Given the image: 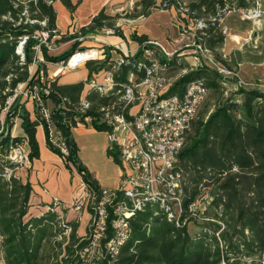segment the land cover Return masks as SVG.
I'll return each mask as SVG.
<instances>
[{"label":"trees","instance_id":"16d2710c","mask_svg":"<svg viewBox=\"0 0 264 264\" xmlns=\"http://www.w3.org/2000/svg\"><path fill=\"white\" fill-rule=\"evenodd\" d=\"M54 1L57 0H0V114L18 84L38 82L40 69L47 73L42 62L32 76L28 72L41 32H47L49 39L56 37L54 42L77 41L87 32L101 29H111L124 37L116 25L120 16L146 17L155 9H174L179 32L193 23L194 41L225 67L237 70L238 58L223 52L226 34L222 18L229 11L255 7V0H138L130 9L122 10L123 15L109 14L101 8L87 25L61 34L56 28ZM58 1L70 12L80 2ZM182 4L186 10L179 8ZM198 21L202 26H196ZM130 36L138 44L134 53H125L113 45L104 47L103 59L86 61L85 80L59 83L58 76L50 79L48 93L42 95L43 103L50 104L49 120L41 115L37 103L32 104L31 113L20 96L5 112V129L0 134V264H264V89L246 86L224 97L220 76L214 69L193 67L176 54L169 58L155 55L165 68L164 74L168 68L178 70L164 95L181 94L195 79H202L208 94L213 95L206 113L200 109L207 97L202 103L177 156L183 207L178 224L167 219L158 202H148L129 217V234L115 256L84 260L80 251L87 238L76 234V218H65L69 207L57 211L62 202L53 200L43 204L48 209L39 213L40 204L30 202L31 183L15 175L14 170L21 165L9 159L8 152L20 143L30 161L38 158V126L43 129L47 148L62 159L66 168L77 170L86 190L99 195L101 186L79 159L72 128L85 124L84 118L90 117L92 128L106 131L102 107L128 114L132 104H126L122 96L130 83L129 76L132 74L133 82L139 83L150 65L143 56L147 35L134 31ZM24 37L20 54L16 49ZM77 44L74 42L56 56L49 55L40 44L44 62L67 59ZM101 70L110 73L112 86L106 91L86 87L92 74ZM83 100L89 103L86 109ZM15 117L20 119L21 135H11ZM51 127L61 133L66 155L50 140ZM107 155L119 162L115 149L107 148ZM205 188L212 190L208 205L202 211L190 208ZM191 223L198 230L190 232Z\"/></svg>","mask_w":264,"mask_h":264},{"label":"built area","instance_id":"2783aa9c","mask_svg":"<svg viewBox=\"0 0 264 264\" xmlns=\"http://www.w3.org/2000/svg\"><path fill=\"white\" fill-rule=\"evenodd\" d=\"M179 8L186 10L184 4ZM241 14L243 19L259 17L261 15L259 0H255V7L241 10ZM202 24V21H198L196 26L200 27ZM194 28L195 26L190 22L181 32L190 35L192 39L177 50H170L161 41L155 39L144 42L146 46L143 47V56L150 60V65L146 77L139 83L133 82L132 74L129 76L130 83L125 87L122 96L126 104H132L127 115L114 113L102 107L108 124V129L104 131L108 148L117 152L121 175L117 187H101L99 195L91 194L84 188L71 203L73 210L86 209L90 213L87 232L84 235L87 243L80 251V256L84 260L100 259L106 254L115 256L129 234V217L142 210L148 202H158L165 209L168 220L176 224L180 220L183 210L182 173L176 165L177 156L185 144L193 120L207 97L208 88L202 79H195L186 85L181 94L164 95L169 80L165 77V68L159 64L155 55L160 54L169 58L173 54L178 55L181 50L191 49L196 58V63L192 66H208L214 69L220 76L224 97L236 93L241 87L256 86L241 80L236 74L237 70L225 67L201 44L196 43ZM223 32L227 35L226 26L223 27ZM39 40L40 43L35 46L36 55L29 64L35 66L30 76L35 73L38 64L44 62L40 44L47 51L54 49L55 46L53 39H49L45 31L40 33ZM24 41L25 37L20 40L16 49L20 54ZM104 55L103 49L98 50L93 46L75 48L67 59L57 62L56 68L50 74L45 75L43 69H40L36 75L38 82L32 85H28L26 81L18 84L13 89V93L7 97L2 114H5L14 98L20 96L23 101L30 100L32 104L37 103L41 115L49 120L50 106L43 103L42 95L48 93L50 79L61 72L80 68L87 60L103 59ZM230 79L232 82L227 87L226 84ZM111 86L109 72H106L101 82L93 79L87 83V87H97L102 91H106ZM139 86H143L142 91L138 89ZM82 106L86 109L89 103L83 100ZM3 119L0 117V134L5 129ZM84 122L90 125V117H85ZM49 137L61 154L66 155L67 149L61 133L51 127ZM8 158L22 166L26 161L24 145L20 143L13 145L8 152ZM211 198L209 193H202L190 208L202 211Z\"/></svg>","mask_w":264,"mask_h":264},{"label":"crops","instance_id":"0c3cea01","mask_svg":"<svg viewBox=\"0 0 264 264\" xmlns=\"http://www.w3.org/2000/svg\"><path fill=\"white\" fill-rule=\"evenodd\" d=\"M76 2L77 0H72ZM138 0H80L73 12H70L60 1H54L53 7L56 11V28L61 34L71 33L78 30L80 27L87 25L90 19L95 15L101 8L109 14L119 13L123 15L122 10L130 9L133 4ZM241 10H232L227 12L223 17L224 26L233 32L232 36L226 35L223 52L225 55H235L238 58V67L244 62L255 61L260 62L262 57L259 52H256L255 56L252 57L249 54L248 47L257 49L259 46L256 44V33L253 34V40H248V35L251 30H245L242 22H238L236 13ZM176 12L174 9H155L146 17H137L133 19H125L126 21H135V24L129 28L128 33L131 34L135 31L137 34H146L149 39H155L161 41L170 50H177L182 47L186 42H189L192 38L188 34L179 32L178 27L175 24ZM241 19H243L241 17ZM119 20V19H117ZM116 25L120 26L123 30L124 37L116 35L111 29H101L97 31L87 32L82 38V41H76L74 39L66 40L63 42H69L67 48L61 47L62 42L58 43L54 49L48 51L49 55L56 56L68 48L72 47L74 42H78L76 48H80L83 45L84 38L91 37V41L88 40L90 46L97 48L98 50H104V47L113 45L120 48L125 53H134L138 44L135 41H130L126 34V27L121 22L116 21ZM126 39V40H125ZM243 39V41H240ZM93 44V45H91ZM131 45V46H129ZM256 51V50H254ZM258 53V54H257ZM191 49H184L179 51L178 58L188 62L189 64H195L196 58L193 55ZM58 62V61H57ZM57 62L48 61L46 64V71L50 74L57 66ZM78 69L84 70L83 77L79 79H65V75L71 71L61 72L57 74L59 83H71L79 80H85L87 78V69L85 65ZM73 70V71H77ZM106 70H101L97 73H93L90 79L95 78L96 81L101 82ZM98 76V77H97ZM101 77V79L99 78ZM87 87V83L85 84ZM30 111V109H28ZM41 127L38 126L37 129ZM20 128V119L15 117L13 119V126L10 129L11 135H21L17 133ZM21 129V128H20ZM42 129V127H41ZM37 133V131H36ZM43 133V129H42ZM72 136L78 146V156L81 162L87 167L91 174L96 178L101 187L115 188L120 183L121 165L120 162L115 163L111 156L107 155L108 140L104 131H97L90 125H77L72 128ZM43 144L39 140V158H34L31 162H25L22 166L18 167L15 171V175L22 181H29L31 183L33 192L30 197L32 204L39 203V213L47 210L48 206L43 205L52 202L53 200H60L62 204L56 207L57 211L61 208H67L64 214L67 220L74 219L79 215L78 220L83 214L87 215L86 222L90 219V213L86 209L80 211L73 210L71 203L73 199L83 192L84 187L81 181V177L77 170L66 168L62 159L54 152L49 150L45 144L44 133L42 136ZM102 156L111 165V175L104 174L93 165L94 156ZM38 161V162H37ZM63 215V214H62ZM78 221V227H79ZM78 227L76 233H78Z\"/></svg>","mask_w":264,"mask_h":264},{"label":"rangeland","instance_id":"374dc122","mask_svg":"<svg viewBox=\"0 0 264 264\" xmlns=\"http://www.w3.org/2000/svg\"><path fill=\"white\" fill-rule=\"evenodd\" d=\"M259 9L261 10V15L259 17H257V18L241 19V15H242L241 12L236 13V15H235L237 17L238 22H242V24H243L242 28H244L247 31L251 30L249 32V34H247L249 41L253 40V34H254V32L256 33V39H257V41H256L257 43L256 44H258L259 47L257 49H252L251 47H248L247 49L250 51L249 52L250 56L254 57L256 52H259L260 56L262 57V60L260 62H255V61H253V62H251V61L244 62L240 67H237V73L236 74L244 82L256 84V86H259V88L264 89V0H259ZM119 12L122 13L123 11H119ZM118 19L119 20H117V21L121 22L122 25L125 26V27H126V24H131V25H129L128 29L126 28V34L128 35V39L130 41H133L131 39L130 34L128 33V30H129L130 27H132V25L135 24V21L128 22V21L125 20V19H133V18H129V17H127V15H123V16H120ZM226 28H227V35H229V36L231 35L232 36L233 32L230 31V29L227 27V25H226ZM122 32H123V30H122ZM54 38H56V37H52L53 40H54ZM82 39H79L78 41H82ZM84 39H86V40L83 41L82 47L90 46V43H92V42H88V40L91 41L92 40L91 37H86ZM240 41H243V39H240ZM54 43H55V46H54V48H55L56 46H58L59 42L55 41ZM62 43L63 44L61 45V47H63V48L64 47L67 48V46H69V42L66 43V42L62 41ZM91 45H93V44H91ZM129 46H131V45H129ZM254 50H256V51H254ZM51 62H53V61H51ZM42 63L46 67V64L48 63V61H45V62H42ZM195 63H196V61H195ZM34 70H35V66L30 65L28 67L29 74L33 73ZM177 72H178V70H177L176 67L168 68L166 70L165 77L168 80H171V78L174 75H176ZM83 75H84V70L78 69L77 71H71V72L67 73L65 75V79H79L78 77H83ZM99 78L101 79L100 76H99ZM93 79L94 80L96 79L95 76H94V78H92V80ZM231 82H232L231 79L228 80V82L226 84L227 87L230 86ZM138 89L142 91L143 90V86H139ZM212 102H213V95H212L211 92H209L204 104L202 105V107L200 109V112L206 113V111L210 108ZM24 103H25V107L27 109H30V112L33 113L32 112V102L30 100H26V101H24ZM49 106H50V104H49ZM0 117L4 118V115L2 114V112L0 114ZM17 133H21V129L20 128H18ZM42 136H43L42 129H41V127H39L37 129L36 137H37L38 142L40 140L42 145L44 146L43 140H42ZM104 157H106V156L104 155ZM104 157H103V155L102 156H99V155L94 156L93 159H92L93 165H95L100 172H102L104 174H107V175H111V173H112V168L110 167L111 165H108V162L106 161V159ZM25 162L26 163L27 162L28 163L31 162L28 159L27 151H26V161ZM14 171H16V170H14ZM203 193H209L211 195L212 194V190H210L209 188H205L203 190ZM78 218H79V215H77L76 219L78 220ZM86 220H87V215L86 214H83L81 216L80 221L78 220L79 221V227H78V233H76L78 236H84L86 234L87 227H88V224H89V221L86 222ZM189 230H190V232L196 231V230H198V226H194L191 223V224H189Z\"/></svg>","mask_w":264,"mask_h":264},{"label":"water","instance_id":"95a60500","mask_svg":"<svg viewBox=\"0 0 264 264\" xmlns=\"http://www.w3.org/2000/svg\"><path fill=\"white\" fill-rule=\"evenodd\" d=\"M80 49H83V47H80Z\"/></svg>","mask_w":264,"mask_h":264}]
</instances>
